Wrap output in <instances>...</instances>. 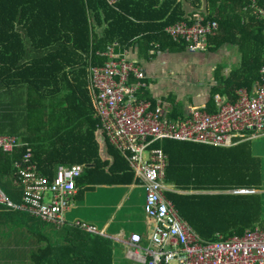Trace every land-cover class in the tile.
I'll use <instances>...</instances> for the list:
<instances>
[{
  "label": "trees",
  "instance_id": "1",
  "mask_svg": "<svg viewBox=\"0 0 264 264\" xmlns=\"http://www.w3.org/2000/svg\"><path fill=\"white\" fill-rule=\"evenodd\" d=\"M186 2L197 7L202 2V15L218 24L207 38V50L224 45L239 50L241 65L225 88L235 82L234 87L250 89L264 55V19L252 8L264 11V0H119L114 5L106 0H0V136L27 144L46 176L52 177L59 164L82 163L85 174L76 185L131 183L133 173L113 146L107 149L111 161L99 156L89 67L102 66L112 45L116 51L137 46L145 58L152 49L186 51L185 43L164 32L187 20ZM13 94L21 96L18 106ZM9 98L10 103L4 102ZM205 108L215 112L212 99ZM152 147L168 157L165 183L173 190L166 197L202 241L242 236L255 225L264 226L261 195L230 192L260 187V160L249 140L229 148L173 140ZM23 151L0 154V186L16 202L21 200L16 192L22 196V190L1 178L16 170L14 160ZM44 258L38 257L40 262ZM69 264H93V259L78 256Z\"/></svg>",
  "mask_w": 264,
  "mask_h": 264
},
{
  "label": "built area",
  "instance_id": "2",
  "mask_svg": "<svg viewBox=\"0 0 264 264\" xmlns=\"http://www.w3.org/2000/svg\"><path fill=\"white\" fill-rule=\"evenodd\" d=\"M106 1L114 5L119 0ZM258 11L264 19V11ZM217 29V22L196 13L167 26L164 32L175 42L185 43L188 53H200L207 51V38ZM103 55L108 59L102 66L89 67V90L98 122L96 135L105 137L139 177L145 191L144 214L155 223L149 247H141L140 235H130L129 254L143 251L145 258L141 261L145 264H264V226L215 242H204L195 234L165 195L173 190L165 183L168 157L161 148L152 147L163 140L231 147L264 135V56L252 94L239 90L234 104L215 98L214 113L190 109L188 118L172 120L163 118L160 107L152 108L137 99L144 73L135 63L117 55L115 45ZM20 149L26 151L14 160L16 170L11 179L22 190L21 200H11L0 188V205L61 228L84 165L59 164L52 177L46 176L27 144L0 136V154L12 155ZM230 192L247 195L255 190L238 188Z\"/></svg>",
  "mask_w": 264,
  "mask_h": 264
},
{
  "label": "crops",
  "instance_id": "3",
  "mask_svg": "<svg viewBox=\"0 0 264 264\" xmlns=\"http://www.w3.org/2000/svg\"><path fill=\"white\" fill-rule=\"evenodd\" d=\"M185 7L187 19L193 14L205 12L202 2L199 7L197 3L186 2ZM137 50L136 46L118 49L116 53L135 63L144 73L142 86L136 94L137 99L151 104L152 108L160 107L165 119H186L190 109L206 111V105L215 98L223 103L234 104L235 94L239 90L253 93L256 81L250 89L234 87L235 82L225 88L224 83L230 80V75L241 65V55L235 46L224 45L216 51L207 50L204 53L156 51L157 53L151 54L152 49L148 58L140 56ZM213 91L215 94L212 96ZM13 95V103L18 106L21 96ZM4 102L10 103L11 99ZM94 135L101 160L111 161L107 150L110 143L105 137H98L96 132ZM255 142L264 144V136L254 138L253 143ZM256 155L260 158L259 153ZM122 158L124 159L123 156ZM74 164L84 165V170L78 177L80 179L85 174L86 165ZM130 170L133 177L127 185L94 187L86 182H79L75 195L69 200L64 213L65 223L61 228L25 212L8 210L0 205V264H69L78 256L93 259V264H107L109 260L110 264H145L141 261L145 258L143 251L129 254V237L133 233L138 234L142 238L141 247H149L155 223L144 214L143 186L135 172L131 168ZM12 175L13 173L4 175L1 179L3 182L10 179L15 186L13 188L18 190L20 187L12 182ZM260 179V187L253 189V194L261 195L263 211L264 168L261 161ZM20 197L18 190L16 200L19 201ZM256 227L262 226L255 225L252 229ZM40 255L45 257L41 262L38 259Z\"/></svg>",
  "mask_w": 264,
  "mask_h": 264
},
{
  "label": "rangeland",
  "instance_id": "4",
  "mask_svg": "<svg viewBox=\"0 0 264 264\" xmlns=\"http://www.w3.org/2000/svg\"><path fill=\"white\" fill-rule=\"evenodd\" d=\"M252 5H254V6H257L256 4H254V3H252ZM253 9V13H255L256 14V17L257 18H260L259 16H258V10H259V8H257V7H254V8H252ZM200 14V13H199ZM194 15V14H193ZM192 15V16H193ZM200 15H202V14H200ZM191 16V17H192ZM203 16V15H202ZM115 49H116V46H115ZM116 52H118V51H116ZM204 53V52H203ZM261 136H264V135H261ZM3 137H8V136H3ZM257 137H259V136H257ZM257 137H254V138H257ZM254 138H251L250 139V142H249V144H250V149H251V152H252V154H253V156H255V157H258L256 154L257 153H259V159H260V161H261V164H262V168H264V144H258V142H255V143H253V140H254ZM142 187V186H141ZM3 190V189H2ZM4 191V190H3ZM142 192H143V194H145V191H144V188L142 187ZM5 193V192H4ZM261 213H262V218L264 219V210L263 211H261Z\"/></svg>",
  "mask_w": 264,
  "mask_h": 264
}]
</instances>
